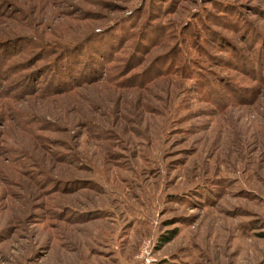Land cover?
I'll use <instances>...</instances> for the list:
<instances>
[{
    "label": "rangeland",
    "instance_id": "rangeland-1",
    "mask_svg": "<svg viewBox=\"0 0 264 264\" xmlns=\"http://www.w3.org/2000/svg\"><path fill=\"white\" fill-rule=\"evenodd\" d=\"M103 26L82 55L122 34L113 84L33 91ZM161 54L186 65L131 86ZM145 241L149 264H264V0H0V264H138Z\"/></svg>",
    "mask_w": 264,
    "mask_h": 264
},
{
    "label": "trees",
    "instance_id": "trees-1",
    "mask_svg": "<svg viewBox=\"0 0 264 264\" xmlns=\"http://www.w3.org/2000/svg\"><path fill=\"white\" fill-rule=\"evenodd\" d=\"M134 26L135 25L129 26L125 31H124V27L122 26L121 30L124 31L125 34L127 35V34L132 32L130 29L133 28ZM104 28H105V26L100 27L98 30H96L97 31L96 33H93L92 35L86 36L81 42L71 43L68 45H64L63 47L58 45V52L56 53L57 55L55 57H53L52 59H50V61H51L50 64L46 65L45 67L43 66L42 70H41V73H43L47 69L50 70L48 82H46L44 85H41L39 88L37 86H34L33 91L34 92L38 91V90L39 91H48L50 93L66 92V91L71 90L72 88L80 86L84 82H87V81L88 82H96L104 76L105 77L102 79L103 80L107 79L106 84H113L112 79H115V78H113L112 76L114 75V73H112V75H107V73L104 74L102 70H99L97 72L98 67H100L98 58H103V59L107 58V56L105 55V53H103V51L108 49L109 47L112 49L114 48L113 51L117 50L121 46V44L125 38L122 34L117 38V41H115V42L107 41V42H105L104 45H102L100 43L98 45V47H94L93 45H91V48L94 50V51H92V54L88 53L86 55H82V50L84 47H86L84 44L94 40L98 36V34H99L98 32L99 31L102 32L104 30ZM114 28H116V27L114 26V27L107 28L105 33L113 32L114 36H116L114 31H112ZM122 37H124V38H122ZM154 44H155V42H154ZM136 46H138V44ZM102 47H107V48H102ZM147 50L148 49L144 50V52H146ZM131 55H132V53H128L126 58L124 59V61L122 60L123 68H124V70H126V72L137 67V66H139V65H141L143 60H144L143 57L139 56L138 58L134 59L133 62L130 63V56ZM81 56H85V58L82 60V59H80ZM164 56H165L164 54H161V55H157V56L153 57L152 59H150L146 63L147 64L146 67H144L143 69L141 68V70H139L135 73H132L131 77L137 76L140 78L139 83H141V85L131 84V86L142 87L148 81H150L152 78H155L157 76L167 75L172 70H174L175 68L180 67V66L184 67L186 65L187 60L184 59L183 56H180L178 61H173L171 63L169 61L168 65H167L168 59L172 60V58L169 57L168 59H165L163 61ZM107 60H109V59H107ZM80 61H81V67L77 68V64H79ZM162 62H163V64L161 65ZM153 65H155L154 69H156V70L153 71V74L150 77V71H151V68ZM158 65L160 67L157 68ZM72 67L76 68L77 70L72 68ZM58 69H60V71H58ZM61 69H63L62 70L63 73H61ZM51 70L52 71L57 70V76L54 74H51V72H52ZM35 74H38V73L36 71L33 73L30 72L28 76L30 78H32L31 75L34 76ZM137 77H133V79H136ZM141 80L143 82H140ZM78 81H80V82H78ZM29 88H31V87H29ZM176 230L177 229H171L169 232L161 233L159 235V243L163 244V243L167 242L168 240H170L175 235Z\"/></svg>",
    "mask_w": 264,
    "mask_h": 264
},
{
    "label": "built area",
    "instance_id": "built-area-1",
    "mask_svg": "<svg viewBox=\"0 0 264 264\" xmlns=\"http://www.w3.org/2000/svg\"><path fill=\"white\" fill-rule=\"evenodd\" d=\"M152 243L150 241H145L142 246V253H141V260L138 264H149L151 261H153V256L151 253V246Z\"/></svg>",
    "mask_w": 264,
    "mask_h": 264
}]
</instances>
